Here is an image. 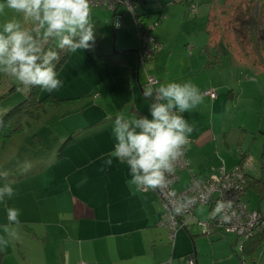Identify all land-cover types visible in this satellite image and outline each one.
Returning a JSON list of instances; mask_svg holds the SVG:
<instances>
[{
	"label": "rangeland",
	"instance_id": "obj_1",
	"mask_svg": "<svg viewBox=\"0 0 264 264\" xmlns=\"http://www.w3.org/2000/svg\"><path fill=\"white\" fill-rule=\"evenodd\" d=\"M263 2L264 0H183L182 2L158 0L138 9V13L145 14L140 16L141 23L145 24L147 29H152L147 46L152 57L145 62L147 73L145 74L143 70L140 73L141 77H145L144 83L148 80V76H151L156 80L161 79L160 83L167 84L170 77L183 70L185 74L190 72L191 76L197 77L196 82L203 84L199 88L200 91L203 89L201 94L209 89L217 92V98L204 101L200 107L187 113L188 123L193 128L188 139L197 142L192 144L196 149L199 147L197 153L188 154L189 163L192 165L206 160L211 168L225 166L231 169L242 155L239 150H245L248 155L246 160H249V166L245 168L246 174L252 177H257L259 174L264 133V83L261 77L251 71L252 69L235 66L234 54L237 53L236 55L247 61L246 57H243L245 45L243 47L242 44H246L247 50L252 44V32L248 34L245 29L253 17L254 40L259 51L256 65L264 66V5L261 4ZM4 3L5 0H0V4ZM193 6L194 11H192ZM211 10H213L210 16L212 36L205 30ZM124 12L125 9L121 7L120 13ZM11 20L19 21L25 30L34 28L33 21L24 19L22 14L5 6L3 12H0V31L3 25ZM91 22L94 24L95 38L101 36L108 50L114 48L132 51L128 52V56L133 57L140 43L137 24L132 17L125 16L122 26L114 27L111 11L95 9L91 10ZM36 35L41 37L42 31ZM57 43L52 40L53 48L58 49ZM221 44L229 48L227 55L222 53ZM217 46H220L219 51L216 49ZM83 51H87L92 56L87 49L71 51L64 63L65 68L57 75V78L63 81V86L57 91L72 93V95L76 93L81 99H65L64 102L59 103L47 100L40 106L41 108H37L38 117L23 115L19 120L22 126L21 132H17L10 139L0 138V168L19 165L18 161L21 163L28 161L33 165L40 159L39 165L43 167L42 170L50 169L58 162V151L70 135L77 134V143L85 138L84 136L91 135L93 128L90 126L91 123L100 120V117L104 115L101 102L96 98H99L102 91L106 97L105 100L108 101L109 93L113 96V93L117 92L109 78L99 70L103 68V65H99L100 61L95 57L94 60L98 62H96L98 65L93 66L94 68L87 67L82 74L80 72L76 74L79 70H75V58ZM87 72L95 78L94 95L89 96L85 93L84 84L77 92L69 91V85L66 82L68 78L72 75L83 76ZM252 76H256L258 82L252 83L251 79L254 78H251ZM245 80L247 82H244ZM11 87H15L16 90L9 92ZM241 88L244 94H240ZM5 92L7 96L0 99V109L10 107L8 109L10 110L25 99L28 88L21 87L15 78L0 73V94ZM47 93L49 92L41 89L38 97L43 99L48 95ZM114 97H117V94ZM91 101L97 106L98 109L94 111L98 113L94 116L82 114L87 110V102ZM242 125L251 130L244 131L245 128ZM210 126H213V130L218 134L216 146L210 142L212 136L210 138L206 136V141L202 139L205 129L211 134ZM36 135L41 137V140L35 138ZM61 137L64 139L60 141ZM242 139L246 140L245 148L241 145L244 142ZM190 147L191 145L188 149ZM17 169L18 167L16 171ZM243 201L248 208L264 214L263 194L249 189ZM211 213L207 208H203L202 212L200 209L197 211L202 221L209 218ZM189 231L194 234L201 233L197 226H192ZM200 238L207 242L210 241L208 238L212 239V243L216 244L218 257L227 250V245L229 247L234 243L236 252L232 254L229 249V259L220 264H241L237 254L243 256L241 252L243 240L238 239L234 233L203 235ZM207 244L209 245L204 240L199 243L201 264H211V259L207 255L209 254ZM243 264H264V237L258 250L250 256H245Z\"/></svg>",
	"mask_w": 264,
	"mask_h": 264
},
{
	"label": "crops",
	"instance_id": "obj_2",
	"mask_svg": "<svg viewBox=\"0 0 264 264\" xmlns=\"http://www.w3.org/2000/svg\"><path fill=\"white\" fill-rule=\"evenodd\" d=\"M148 3L151 1L146 0L139 5V8ZM261 4L264 5V2ZM95 9L101 8H91V10ZM212 11L209 12L208 18ZM125 52V65L108 66L96 61L99 65H103L99 70L109 78L117 93H113V96L109 93L108 101L105 100L102 91L99 98H96L101 102L104 115L100 120L91 123L90 126L93 127L91 135L84 136L85 138L80 139L78 143L74 141L66 145L63 155L50 169L42 170L43 167L39 165L40 159L27 172L21 171L19 165L0 168V171L9 173L6 181L0 179V185L9 182L16 190L12 199L0 203V235H5L2 226L9 223L7 208H16L20 212V223L9 225V230L16 231L19 238L11 239L7 248L2 251L1 264H184L185 256L190 253H194L196 263L201 264L199 258L201 251L198 247L203 240L209 243L207 255L211 259V264L227 261L229 249L232 254L236 252L232 243L229 247L227 245V250L218 257L216 244L212 243L211 238H208L210 241L207 242L200 238L203 235L191 233L189 230H179L175 238L171 239L169 231L160 224L163 211L156 193L151 190L142 192L129 186L127 183L130 180L129 167L125 163L113 158L111 166L104 165V159L114 150L116 143L112 134L115 117L123 113L128 119L137 115L147 116L150 119L151 102L144 95L145 89H155L165 84V82L160 83L161 79L157 81L154 77L148 76L156 80V84L148 87L147 80L144 83L145 77H141L140 73L142 70L147 73L145 62L151 57L144 61L136 50L133 57L128 56V52L132 51ZM236 54H234V65L252 69L251 71L261 77L264 83V66L262 68L252 65ZM92 57L87 51L76 56L75 70H79L76 74L79 72L82 74L87 67L94 68L93 66L98 65ZM65 65L58 70L57 75ZM256 76L251 77H254L251 79L252 83L258 82ZM78 80H81L80 85ZM196 80L197 77L191 76L190 72L185 74L182 70L179 74L170 77L167 83L190 81L200 88L203 84ZM66 82L71 92H77L84 84L85 93L89 96L94 95L95 78L89 72L83 76L72 75ZM202 91L203 89L200 92ZM5 94L6 92L0 94V99ZM47 94L59 100L81 99L76 93L72 95V93L53 91L52 95ZM116 94L117 97H114ZM203 100L212 101L207 96H203ZM9 108L0 109V117ZM86 108L87 110L82 114L94 116L98 113L94 111L98 108L92 101L87 102ZM110 115L111 117H108ZM182 115L187 119V113ZM242 126L245 128L244 131L251 130L245 125ZM213 129V126H210L211 134L205 129L202 139L206 141L212 136L210 142L216 146L218 134ZM35 138L41 140V137ZM63 139L64 137H61L60 141ZM242 141L244 142L241 145L245 148L246 140L242 139ZM192 144L197 142L188 139L184 150L188 169L178 173V181L173 186L175 191L183 190L192 174L198 178H205L219 168L209 167L206 160L190 164L188 154L199 151V147L196 149ZM189 145H191L190 149H188ZM239 152L242 155L239 156L234 167L239 165L244 157L247 159V151L239 150ZM101 167L104 171H100ZM249 189L250 187L247 191ZM199 209L202 212L203 208L196 209V214ZM217 234L219 233L215 232L212 235Z\"/></svg>",
	"mask_w": 264,
	"mask_h": 264
},
{
	"label": "clouds",
	"instance_id": "obj_3",
	"mask_svg": "<svg viewBox=\"0 0 264 264\" xmlns=\"http://www.w3.org/2000/svg\"><path fill=\"white\" fill-rule=\"evenodd\" d=\"M5 6L33 21L34 28L25 30L17 20L3 25L0 73L15 78L21 87L39 86L49 93L59 90L63 81L57 78L55 63L59 62L60 55L57 51L45 50L41 40L57 41L58 49L69 52L89 49L90 42L95 40L90 0H5L0 4V12ZM41 31L38 39L36 34ZM144 94L152 99L151 118L137 115L128 119L123 113L117 115L112 127L116 143L104 159V165L111 166L113 158L125 163L129 167V186L146 191L167 186V175L175 171V164L193 131L182 114L195 110L204 100L199 88L190 81L161 84L155 89H145ZM18 164L23 172L32 168L28 161H18ZM8 175L7 171H0V179L6 181ZM15 194L11 183L0 185V203ZM230 208L231 202H218L211 217L227 223L231 216L226 210ZM177 211L182 209L177 208ZM6 212L9 223L2 226L5 235H0V251L7 248L11 239L19 238L16 231L9 230V225L20 223L19 209L9 207Z\"/></svg>",
	"mask_w": 264,
	"mask_h": 264
},
{
	"label": "built area",
	"instance_id": "obj_4",
	"mask_svg": "<svg viewBox=\"0 0 264 264\" xmlns=\"http://www.w3.org/2000/svg\"><path fill=\"white\" fill-rule=\"evenodd\" d=\"M145 0H90L91 8H101L112 12V23L114 27H121L125 16L129 15L137 19V6ZM171 2L175 0H170ZM183 0H177L182 2ZM123 7L125 12L120 13ZM195 7H192V11ZM150 37L143 35L141 59L145 61L151 56L147 48ZM156 80L148 77L147 86L152 87ZM203 96L215 99L217 92L206 90ZM249 166V160H244L241 164L226 169L219 167L205 178H198L191 175L186 187L181 191L173 190V186L178 181V173L188 169V162L185 152L175 164V171L167 175L168 184L166 187L151 190L156 193L162 207V224L170 234V238H175L179 230H189L192 226L200 229L201 235H212L213 233L231 232L238 239L249 240L257 233L264 235V214L257 210L250 209L243 201L248 185L245 168ZM146 192L148 190H141ZM218 202H231V208L226 211L231 216L229 222H222L219 218L213 219L211 216L202 221L196 214V209L207 208L210 212L214 210ZM181 208L182 211H177ZM83 264V263H81ZM184 264H195L193 256L185 259Z\"/></svg>",
	"mask_w": 264,
	"mask_h": 264
},
{
	"label": "trees",
	"instance_id": "obj_5",
	"mask_svg": "<svg viewBox=\"0 0 264 264\" xmlns=\"http://www.w3.org/2000/svg\"><path fill=\"white\" fill-rule=\"evenodd\" d=\"M150 1L151 2H157L158 0H150ZM138 8H139V5L137 6V16H136L137 19L135 20V22L137 24L138 40H139L140 46L136 50V52H137V54H141L142 53L143 35L144 34L149 35V33L152 31V29H147V27H145V24L141 23L142 19L140 18V16H145V14H139ZM112 17H113V14H112ZM139 19H141V20H139ZM207 23L208 24L206 25L207 26L206 31L210 34V36H212L211 31H210V18L208 19ZM253 23H255V22L253 20V17H251V23L250 24L248 23L247 24L248 26H246L247 29H245V31L248 34L250 31L252 32L251 33V37H253V40L251 41L252 44L249 46L248 50L246 48V44H242V46L245 45V52L243 54V57H246L247 61L249 63H251L252 65H256V60L259 59V51L257 48V43L254 40V34H253L254 24ZM37 38L39 39L40 37L37 36ZM94 41H95L94 43L90 42L92 44V46L89 49H87L92 54L93 57H95L100 62L107 64L108 66L109 65H120V64L125 65V63H126L125 62V53H126L125 51L116 50L114 48L111 50H108L106 48L105 44L103 43V41L101 40V36L95 38ZM41 43H42L43 47L45 48V50L57 51L59 53V55H60L59 62L58 63L54 62L55 63V70L57 73L58 70L62 67V65L66 62V60L68 59L69 54L71 52L66 51V50H60V49L53 48L52 40H47V41L41 40ZM220 46H217L216 49H218L220 47L222 53L227 55L229 48L223 46V44H221ZM217 51H219V49ZM209 62H211V61H209ZM214 63H215V61H214ZM15 90H16L15 87H11L9 89V92H13ZM40 91H41V88L39 86H33L31 88H28V92L26 94L27 96L25 97V99L23 101H21L19 104H17L15 107H12L4 115H2L0 117V138L1 139H10V137H12L17 132H19V131L21 132L22 126H21V123L19 122L21 117L23 115H29L30 117H38L39 112H38L37 108H39L45 101L48 100V101H51L52 103H59V102L65 101V100L64 101L59 100V99L54 98L52 96H46L43 99H40L38 97ZM5 96H7V95L5 94L2 97H5ZM147 99L152 103V99H150V98H147ZM76 137H77V134L76 135L73 134V135H70L66 139V141L64 142V144L60 147V149L58 151V157L63 155V151H64L66 145H68L71 142L76 141ZM245 177L247 180V185H248V187H250V189L255 190L256 192H259V193L264 195V133H263V144H262L261 158H260L259 175H258V177H252L250 175H246ZM209 236H211V235H209ZM263 237H264L263 234L257 233L255 236H253L249 240H245V241L243 240V243L241 246V252L243 253V256L238 257L239 261H241V264H243V262L245 260V256L246 257L250 256L258 250V248L260 247V244L263 240ZM234 245L235 244L232 245L233 248H234ZM189 256H193L195 259V264H197L196 263V257H195L194 253L187 254L184 259L188 258ZM2 257H3V254H2V251H0V264H1Z\"/></svg>",
	"mask_w": 264,
	"mask_h": 264
}]
</instances>
